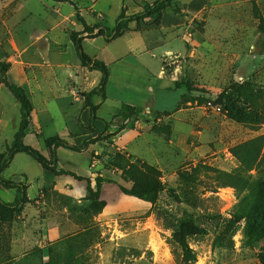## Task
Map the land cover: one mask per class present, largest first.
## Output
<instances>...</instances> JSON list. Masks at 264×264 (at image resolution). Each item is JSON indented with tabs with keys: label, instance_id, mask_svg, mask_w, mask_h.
<instances>
[{
	"label": "rangeland",
	"instance_id": "1",
	"mask_svg": "<svg viewBox=\"0 0 264 264\" xmlns=\"http://www.w3.org/2000/svg\"><path fill=\"white\" fill-rule=\"evenodd\" d=\"M71 1L74 0H0V61L9 64L7 76L11 81L13 74L20 75L29 93H33L30 99L38 114L48 109L54 116V122L45 123L46 114L35 115L25 138L27 144L46 156V139L65 132L60 115L77 106L67 93L56 91V98L48 101L39 92L42 87L45 93L51 81L63 79L57 56L64 44L57 45L53 37L74 32L72 23L83 22L76 19ZM248 5L251 19L243 21L250 28L246 26L243 35L251 41L244 54L259 57L252 76L246 74L243 64L231 66L226 73L223 65H217L213 33L209 50L197 46L194 55L182 58L180 78L194 90L188 91L174 115L158 112L128 120L114 116L107 119L105 134L116 132L115 140L122 129L142 131V138L128 145L129 149L118 150L98 142L88 154L60 150L59 167L77 168L92 179L94 188L97 176L105 179L99 199L107 206L101 212L85 198L87 193L79 195L84 189L73 177L55 176L25 152L15 155L2 177L22 181L30 202L22 210H0V264H40L45 256L49 260L50 249L53 264H61L64 259L74 264H264V232L255 233L249 227L250 211L260 196L259 185L264 178V159L259 167L250 169L233 151L237 145L264 135V0ZM241 8L247 11L248 6L242 4ZM86 21L93 24L96 19L87 15ZM191 23L192 34L201 33L204 20L196 16ZM174 40L185 48L181 38ZM234 72L240 74L234 77ZM136 74L140 77L133 79L145 82L141 72ZM3 77L0 73V79ZM248 80L263 91L257 107L261 123L233 121L215 102L231 82ZM189 101L191 104H186ZM115 106L116 102H109L101 115L108 116ZM20 120V103L0 82V162L9 156ZM85 136L70 141L81 144ZM116 145L121 147V142ZM118 151L131 156L129 159L157 167L161 180L172 185L181 200L163 191L153 204L122 192L117 183L110 182L132 186L123 178L122 169L111 165V155ZM20 196L19 188L0 184V198L5 202L16 204ZM186 221H194L202 231L189 239L196 260H187L172 239L173 230ZM52 227H58L59 236L51 242L44 236ZM254 238L258 240L253 242Z\"/></svg>",
	"mask_w": 264,
	"mask_h": 264
},
{
	"label": "crops",
	"instance_id": "2",
	"mask_svg": "<svg viewBox=\"0 0 264 264\" xmlns=\"http://www.w3.org/2000/svg\"><path fill=\"white\" fill-rule=\"evenodd\" d=\"M69 1H61L59 3H67ZM154 1H71L76 12H80L83 18L82 23L74 21L72 28L76 32H84L82 34L85 35L83 40L85 52L93 59L103 62L109 69L106 98H103L100 94H95L91 98L92 103L97 106L96 114L98 118L95 120V126L102 132L107 131V119L113 116L118 117L116 115L123 104L143 107L145 114L170 112L174 115V111L177 110L183 101V96L188 94L185 86H176V81L182 79L180 78V73H183L184 69L182 58H185L187 55H194L195 49L198 50L197 46L200 47V50H209L213 33H216V49L218 50L219 60L217 65L219 67L223 65L225 67V73L230 71L231 66L239 67L240 64L246 66V74L248 76H252L257 71L259 57L256 54H244V49L250 44L251 40L246 41L245 35H243L246 31V26L250 28V25H247L243 19H251L252 11L248 3H252L253 6V1L258 0H180V13H176L173 6H167L162 12L160 24L151 18H146L139 23L133 21L121 36L110 41H107L103 35L88 37L86 31H84L85 26L95 27L96 25H106L111 30L115 27L117 18L124 9L126 15H135L143 11V6L140 4L145 2L152 3ZM242 4L248 6L247 11L242 10ZM63 15L67 17V15ZM87 15L93 16L96 21L93 24L88 23L86 21ZM196 16H200L204 20V27L201 33L192 34L191 22ZM96 31L97 29H95ZM70 33H65L63 36L58 34L53 37V41L57 45L60 42L64 44V50L59 52L57 56V67L63 73V79H58L56 82L51 81L45 93L42 87V91L39 92L44 94L45 100L48 101L50 98H56L57 94L54 93L56 91L58 94L63 95L67 93L72 97L74 106L77 105L76 108L70 113L65 112V114L60 115V119L64 123L65 132L54 135H60L72 144H79L71 142L70 139L73 141L74 137L82 138V135H86L83 137L85 139L89 133V131L85 134L82 132L88 129L91 117L90 109L86 106L84 94L90 92L100 84L103 74L101 71L84 66L81 63L76 54ZM179 38L185 42V48L173 43L175 41L174 39ZM169 63L179 65V74L175 73V66L166 65ZM140 72L144 75L143 81L145 82H139L133 79L140 77L136 74ZM9 74L11 77V72ZM239 74V72H234L233 76L235 77ZM11 82L23 86L29 97H34L32 95L33 93H29L27 87L22 83L20 75L13 74V80ZM124 93H127V95L124 96ZM190 99L193 100L192 97ZM111 101L116 102L118 106H115L112 111H108V116L104 113L105 116L101 115L102 111H105L104 109ZM191 101L186 102V104H191ZM41 113L48 116L45 118V123H48L49 120L54 122V116L48 109L44 113L41 110ZM37 114L38 112L34 106V120L38 115L41 117L40 114ZM142 134V131L138 128L122 129L118 138L116 140L113 138V145L118 150L129 149L128 145L136 143L137 140L142 138ZM37 140L39 139L36 138L35 142ZM119 142H121V147L116 145ZM90 147L82 153L88 154ZM62 148L65 147L61 146L57 148L58 155ZM74 165L76 164L74 163ZM68 170L82 175L78 172L77 168L75 170ZM62 176L66 175L59 177ZM77 183H80L84 189L83 193L79 195L84 196L87 193V183L84 185L83 181L79 180H77ZM58 236V227H52L48 229L44 238H48V241L52 242ZM40 244L43 246V242ZM44 261H46V256L44 257Z\"/></svg>",
	"mask_w": 264,
	"mask_h": 264
},
{
	"label": "trees",
	"instance_id": "3",
	"mask_svg": "<svg viewBox=\"0 0 264 264\" xmlns=\"http://www.w3.org/2000/svg\"><path fill=\"white\" fill-rule=\"evenodd\" d=\"M68 1V0H60ZM137 1V0H135ZM180 0H155L152 3L145 2L140 4L143 6V11L135 15H126V11L121 13L117 18L116 25L110 30L106 25H96L95 27H87L86 33L88 37L103 35L107 41L115 39L121 36L128 28L129 24L133 21L137 23L143 21L146 18L154 19V21L160 24L162 19V12L167 6H173L176 13L181 12ZM139 4V3H138ZM76 19L83 21L80 12L76 13ZM95 29L97 31L95 32ZM84 33V32H82ZM81 32H71V39L74 43L76 54L84 66L92 69H97L102 72L103 76L100 84L90 92L84 94L86 106L89 107L91 117L90 125L88 127L89 134L83 140L81 144H72L66 138L60 135H53L46 139L45 143L49 151V156H46L39 149L31 144L25 142L27 132L33 123L34 119V106L26 91V89L11 82L7 76L9 64L4 61H0V73L5 75L0 82L9 89L12 95L18 100L21 107V120L18 130L15 134L12 148L9 151L7 159L0 162V184L5 187L19 188L21 196L16 204L5 202L0 198V210H12L18 208L22 210L24 205L30 202L27 197L26 185L20 180L4 179L2 172L6 169L14 156L19 152H25L32 156L44 169L50 170L54 175H69L79 181H86L87 183V195L86 199L93 201L97 210L101 212L107 205L106 201L100 200L102 193V186L105 179L101 176L95 178V188L92 185V179L90 177L82 176L74 171L68 170L63 167H59V155L57 153L58 147H65L73 151L82 152L87 150L90 145L96 142H106L109 145L114 144L113 137L116 132H110L105 134L95 126V120L97 117V106H95L91 98L95 94H100L103 98H106V86L109 79V69L101 61L93 59L87 54L83 48V40L85 35ZM177 87L185 86L187 90L193 91L194 88L190 83L182 80L176 81ZM263 95V91L257 87L252 81H245L243 83L231 82V84L223 90L216 99V104L220 106L221 111L231 120L238 123H261L262 115L258 111V100ZM185 95L183 96V100ZM195 101V99H193ZM144 113V108L140 106H133L129 104H123L120 111L116 116L122 117L124 120H128L133 116H139ZM170 114V112H163ZM161 128V127H160ZM264 135L257 136L247 142L241 143L234 147L233 151L235 156L241 161V163L247 168L259 167L264 159ZM263 153V156L261 155ZM111 165L122 169L123 178L127 181H131L132 186L130 188L124 186L122 183L110 180L118 184L119 188L128 195H133L137 198L149 201L155 204L158 200L159 194L166 191L168 195L174 198L176 201H180L181 197L176 189L167 182L161 180V171L145 161L129 159L131 156H126L120 151L112 154ZM180 176H182L180 174ZM192 178V177H189ZM260 196L250 211V224L249 227L255 233L264 232V178L260 181ZM160 213V211H159ZM202 233L201 229L196 225L194 221L183 222L179 229H174L172 239L177 243L187 260H196L195 250L190 246V237L196 236ZM249 236L251 235L250 232ZM258 238V237H257ZM254 238L253 242L257 239ZM258 240V239H257ZM50 258L48 261L42 260L40 264H53L52 250L50 249ZM61 264H74L71 260L64 259Z\"/></svg>",
	"mask_w": 264,
	"mask_h": 264
},
{
	"label": "water",
	"instance_id": "4",
	"mask_svg": "<svg viewBox=\"0 0 264 264\" xmlns=\"http://www.w3.org/2000/svg\"><path fill=\"white\" fill-rule=\"evenodd\" d=\"M167 66H175V73L177 74H179V69H180V67H179V65H177V64H174V63H169V64H166Z\"/></svg>",
	"mask_w": 264,
	"mask_h": 264
}]
</instances>
